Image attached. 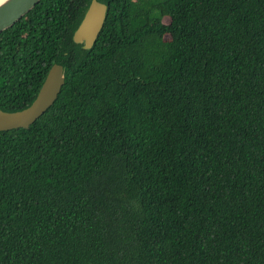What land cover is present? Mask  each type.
Segmentation results:
<instances>
[{
  "label": "trees",
  "instance_id": "16d2710c",
  "mask_svg": "<svg viewBox=\"0 0 264 264\" xmlns=\"http://www.w3.org/2000/svg\"><path fill=\"white\" fill-rule=\"evenodd\" d=\"M41 0L0 33V264H264V0Z\"/></svg>",
  "mask_w": 264,
  "mask_h": 264
},
{
  "label": "water",
  "instance_id": "95a60500",
  "mask_svg": "<svg viewBox=\"0 0 264 264\" xmlns=\"http://www.w3.org/2000/svg\"><path fill=\"white\" fill-rule=\"evenodd\" d=\"M41 0H5L0 4V33L13 27ZM107 17V6L92 0L78 28L73 33V42L90 50L95 44ZM65 82L64 69L53 65L48 71L34 101L25 109L7 113L0 110V132L27 129L40 118L56 101Z\"/></svg>",
  "mask_w": 264,
  "mask_h": 264
},
{
  "label": "bare ground",
  "instance_id": "6f19581e",
  "mask_svg": "<svg viewBox=\"0 0 264 264\" xmlns=\"http://www.w3.org/2000/svg\"><path fill=\"white\" fill-rule=\"evenodd\" d=\"M3 1H5V0H0V4H1Z\"/></svg>",
  "mask_w": 264,
  "mask_h": 264
}]
</instances>
